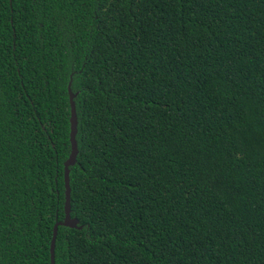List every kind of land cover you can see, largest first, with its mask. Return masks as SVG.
<instances>
[{"label":"trees","instance_id":"16d2710c","mask_svg":"<svg viewBox=\"0 0 264 264\" xmlns=\"http://www.w3.org/2000/svg\"><path fill=\"white\" fill-rule=\"evenodd\" d=\"M264 264V0H0V264Z\"/></svg>","mask_w":264,"mask_h":264},{"label":"water","instance_id":"95a60500","mask_svg":"<svg viewBox=\"0 0 264 264\" xmlns=\"http://www.w3.org/2000/svg\"><path fill=\"white\" fill-rule=\"evenodd\" d=\"M71 82L68 86V94H69V103H70V133H69V140H70V154L68 158L64 162V186H65V203H64V220L62 222H58L55 224L53 228V236L51 240V248H50V259L51 264H55V244L57 238L58 228L60 226L71 228V229H81L82 227L78 226L79 221L76 218L71 217V204H70V197H71V188H70V167L74 166L77 162L78 156V145H77V132H78V119L76 113V105H75V97L71 90Z\"/></svg>","mask_w":264,"mask_h":264}]
</instances>
